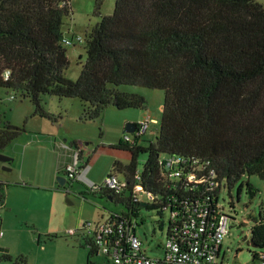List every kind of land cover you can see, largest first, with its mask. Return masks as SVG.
<instances>
[{
  "label": "trees",
  "instance_id": "16d2710c",
  "mask_svg": "<svg viewBox=\"0 0 264 264\" xmlns=\"http://www.w3.org/2000/svg\"><path fill=\"white\" fill-rule=\"evenodd\" d=\"M102 4L97 1L101 21L87 37L86 62L73 81L66 77L70 61L62 32L71 0L1 3L0 88L29 98L36 113L49 119L43 95L78 99L86 105V121L99 120L110 108H146L143 97L120 91L122 86L162 91L157 142L112 147L131 155L128 165L116 161L113 173L131 182L146 154L145 189L166 199L188 197L190 190L164 187L160 155L209 160L229 189L241 183L239 193L245 176L264 180V6L258 0H116L114 13L102 16ZM25 132L0 121V153ZM245 186L257 194L249 181ZM98 194L127 212L142 208ZM251 233L252 244L264 248L263 213ZM95 255L91 248L88 264Z\"/></svg>",
  "mask_w": 264,
  "mask_h": 264
},
{
  "label": "rangeland",
  "instance_id": "374dc122",
  "mask_svg": "<svg viewBox=\"0 0 264 264\" xmlns=\"http://www.w3.org/2000/svg\"><path fill=\"white\" fill-rule=\"evenodd\" d=\"M97 1L71 0L72 13L64 19L65 38L80 36L84 40L65 47L70 61L66 77L73 81L78 80L86 62L87 37L101 21V17L95 16ZM258 2L264 6V0ZM115 6L116 0H103L102 16L112 15ZM120 91L143 97L146 108L108 109L99 120L86 121L83 119L86 106L82 101L43 95L41 106L49 119L36 113L29 98L19 93L11 100V90L0 88V121L26 129L2 152L13 160L0 162V191L4 196L0 201L3 206L0 210V232H3L0 264H88L91 248L87 242L96 225L111 212L126 211L123 205L90 192L82 182H71L66 173L55 175L51 165L53 150H66L60 145L64 139L83 149L82 158L92 162L87 177L98 187L111 175L116 161L130 163L129 152L113 150L110 144L119 142L122 123H125L121 134L124 136L125 127L138 123L146 114L161 122L165 95L144 87L122 86ZM150 127L142 138V145L146 147L157 142L158 127L160 130V125L151 124ZM129 135L134 138V134ZM147 158L146 154L139 157L138 169L143 168ZM58 177H65L67 183L60 185ZM247 181L257 190L255 196L245 186ZM243 182L240 193L241 183L231 189L223 183L220 194L226 213L235 219L231 220L229 234L223 243L225 264H251L255 253L264 254V248L252 244L251 233L264 203V180L245 176ZM144 203L153 205L147 196ZM137 216L133 217V223L138 225L136 236L143 244V251L149 257L161 258L167 241L169 212L142 207ZM72 231L76 234L72 235ZM90 260L92 264H111L104 255H95Z\"/></svg>",
  "mask_w": 264,
  "mask_h": 264
},
{
  "label": "built area",
  "instance_id": "2783aa9c",
  "mask_svg": "<svg viewBox=\"0 0 264 264\" xmlns=\"http://www.w3.org/2000/svg\"><path fill=\"white\" fill-rule=\"evenodd\" d=\"M6 1L10 0H0V4ZM83 41L82 37L76 36L73 39L65 38L64 44L75 46ZM10 76L11 71H6L4 80L8 81ZM11 92L10 99L15 100L18 94ZM151 124L157 122L146 114L137 124L134 138L127 133L123 142L137 145ZM62 147L73 149L74 145L62 143ZM82 154L83 149L77 146L74 162L66 169L67 179L71 182H82L90 192L108 193L141 206L147 196L153 204L160 206L159 212H169L167 241L162 248L161 258L145 254L143 244L136 236L138 225L133 223V217H138V212H127L126 209L123 213L111 212L108 218L96 225L90 241L87 242L96 255H104L111 264H225L222 255L223 243L229 234L230 222L235 219L226 213L221 202L223 182L219 180L218 172L211 161L179 155H160L159 180L164 187L175 184L182 190H190L188 197L166 199L162 195L146 191L143 169L136 170L131 182L111 172L103 185L98 187L87 177L91 166L84 161ZM165 200L167 201L163 204ZM2 207L0 206V210ZM261 213L264 214V203ZM71 234L75 235L76 232L72 231ZM2 236L3 232H0V237ZM251 264H264V254L255 253Z\"/></svg>",
  "mask_w": 264,
  "mask_h": 264
},
{
  "label": "crops",
  "instance_id": "0c3cea01",
  "mask_svg": "<svg viewBox=\"0 0 264 264\" xmlns=\"http://www.w3.org/2000/svg\"><path fill=\"white\" fill-rule=\"evenodd\" d=\"M84 106H86V105H84ZM110 109H114V108H110ZM150 115V114H149ZM146 115H144L142 118H141V120L145 117ZM151 116V115H150ZM152 117V116H151ZM153 118V117H152ZM156 122H157V124H153V125H157V126H159L160 125V121L157 119V118H153ZM141 120H139L138 121V123H136V124H139V122L141 121ZM124 124L125 123H122V125H120V127H119V130H121V134H122V132H124ZM133 124V123H132ZM126 128V127H125ZM151 128V127H150ZM150 130V129H149ZM158 131H159V127H158ZM126 132V131H125ZM120 134V133H119ZM119 135L118 136V139H119V142L117 143H112V144H110V147L112 148V147H116L117 145H119L120 144V142H122L123 140H124V136H125V134H124V136H122V135ZM154 135H157V132H155L154 133ZM63 142L62 143H67V144H69V145H74V148L73 149H66V150H61V152L60 151H57V148L56 149H54L53 150V161L51 162V165H52V167H53V169H54V171H55V175H62V176H64L65 175V173H66V169H67V167L69 166V165H71L73 162H74V154H75V151H76V148H77V143H75V142H67L68 140L66 139H64V140H62ZM144 142V139H141L140 141H138V145H140V146H142V147H146V146H143L142 145V143ZM62 143L60 144L61 145V147H62ZM72 143V144H71ZM63 148V147H62ZM63 149H65V148H63ZM28 154H29V152L28 151H26L25 152V157L26 158H28ZM84 161L86 162V163H88L89 165H91L92 164V162L90 161V160H86L85 158H84ZM118 162H120V161H118ZM121 163V162H120ZM121 164H123V165H128V164H124V163H121ZM105 199H107L106 197H104ZM103 219H106V218H102V220Z\"/></svg>",
  "mask_w": 264,
  "mask_h": 264
},
{
  "label": "water",
  "instance_id": "95a60500",
  "mask_svg": "<svg viewBox=\"0 0 264 264\" xmlns=\"http://www.w3.org/2000/svg\"><path fill=\"white\" fill-rule=\"evenodd\" d=\"M135 130H136L135 124H132V123L128 124L126 126V129H125L126 133H128V134H134ZM12 160L13 159L11 157H8V156L4 155L3 153H0V162L8 163V162H11ZM5 170L10 171L11 169L5 168ZM58 182L60 185L64 186L67 183V179L65 177H58ZM109 200L111 201L112 199L109 198ZM146 205L147 204H145V203L142 204L143 207H145Z\"/></svg>",
  "mask_w": 264,
  "mask_h": 264
}]
</instances>
